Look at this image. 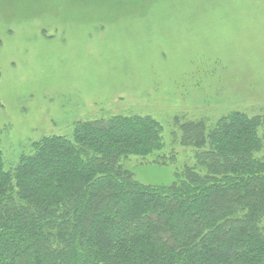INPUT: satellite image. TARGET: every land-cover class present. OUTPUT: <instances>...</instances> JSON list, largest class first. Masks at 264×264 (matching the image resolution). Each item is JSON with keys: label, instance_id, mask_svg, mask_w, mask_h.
Returning <instances> with one entry per match:
<instances>
[{"label": "trees", "instance_id": "obj_1", "mask_svg": "<svg viewBox=\"0 0 264 264\" xmlns=\"http://www.w3.org/2000/svg\"><path fill=\"white\" fill-rule=\"evenodd\" d=\"M88 117L0 146V264H264L261 116L177 118L169 144L150 115Z\"/></svg>", "mask_w": 264, "mask_h": 264}, {"label": "rangeland", "instance_id": "obj_2", "mask_svg": "<svg viewBox=\"0 0 264 264\" xmlns=\"http://www.w3.org/2000/svg\"><path fill=\"white\" fill-rule=\"evenodd\" d=\"M236 112L264 126V0H0L9 159L86 116L150 115L169 144L177 118ZM134 179L171 172L145 165Z\"/></svg>", "mask_w": 264, "mask_h": 264}]
</instances>
